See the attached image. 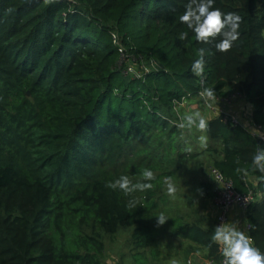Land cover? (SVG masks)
<instances>
[{"label":"trees","instance_id":"trees-1","mask_svg":"<svg viewBox=\"0 0 264 264\" xmlns=\"http://www.w3.org/2000/svg\"><path fill=\"white\" fill-rule=\"evenodd\" d=\"M187 3L0 0V264H103L105 239L120 227H133L140 264H158L154 197L186 156L182 129L169 122L173 100L205 89L239 91L264 126V0H216L214 7L243 18L227 52L192 33L178 39L188 31L179 20ZM113 32L159 69L145 80L123 74ZM200 47L208 49L203 77L191 72ZM208 121L211 166L240 192L264 189V173L250 163L264 141L222 115ZM128 156L141 171L158 172L151 189L126 196L108 186ZM246 221L264 251V199L251 203ZM175 223L177 236L220 260L212 225Z\"/></svg>","mask_w":264,"mask_h":264},{"label":"clouds","instance_id":"clouds-1","mask_svg":"<svg viewBox=\"0 0 264 264\" xmlns=\"http://www.w3.org/2000/svg\"><path fill=\"white\" fill-rule=\"evenodd\" d=\"M215 3L216 0H188L183 14L179 16L180 22L186 25L188 31L181 32L178 39L187 40L189 33H192L197 43L213 45L218 52H227L232 49L241 36L240 26L243 18L236 12H224L214 7ZM197 51L198 58L192 63L191 72L197 77H203L208 49L200 47ZM201 95L206 100L215 99L213 89H205ZM178 127L203 132L208 129L209 121L200 111L193 108L190 114L182 117ZM261 137L264 138V136ZM201 140L203 141L204 138L201 137ZM203 146L206 147V143ZM250 163L254 171L264 173V147L257 148ZM154 180H156V174L150 168H145L141 181L133 182L128 175H122L110 182L108 186L113 190H120L126 196H131L133 193L151 189ZM164 183L168 195L175 196L177 186L172 178L166 177ZM197 191L203 194L202 190ZM136 205L135 198L129 201L130 208H135ZM155 218L157 227L163 226L169 220L163 212ZM211 241L222 254L223 264H264V251L254 246L252 238L239 229L235 222H222L217 225Z\"/></svg>","mask_w":264,"mask_h":264},{"label":"rangeland","instance_id":"rangeland-1","mask_svg":"<svg viewBox=\"0 0 264 264\" xmlns=\"http://www.w3.org/2000/svg\"><path fill=\"white\" fill-rule=\"evenodd\" d=\"M192 102L189 101V104H184L179 109V112L182 116L183 110L185 114H190L193 108L200 111L205 117L210 116L211 112L215 116H218L220 113L219 110L223 109L225 114H233L229 111L228 105L215 99L206 100L204 97L199 96L192 97ZM232 104V101L229 103ZM227 107V108H226ZM235 115V114H233ZM237 116V115H236ZM201 137L204 140H201ZM178 139L183 143L182 152L186 153L184 161L180 163L178 168L171 176L172 180L177 186V192L175 196H169L167 193V187L164 183L166 177L162 180V185L157 189L154 199L156 200L157 207L154 211L155 216H158L161 212L167 215L171 219H176L181 217L185 221H195L200 220L201 224L204 225H213L214 224V215L211 206L212 198V163L211 152L207 151V146L209 143L206 137L205 132H201L196 129H182L179 133ZM123 165L118 169L120 176L128 175L132 181L137 180L138 177H142L143 171L140 170L138 162L134 157L128 156L122 159ZM157 174L158 172H154ZM202 190V195L197 190ZM242 219L237 223L239 229L245 232V220ZM127 227H120L117 232L108 236L105 239L106 244V264H122L119 260L116 263L117 257L122 260L123 253L126 252V249L123 250V246L127 244ZM176 242L178 249L183 247V241ZM163 244V243H162ZM198 256L204 258V252L198 249L197 246L194 247ZM167 250L164 251L163 257L160 259V264H169L167 260ZM175 256L179 259V264H182V258L184 257L183 253L175 252ZM193 262L196 259H192Z\"/></svg>","mask_w":264,"mask_h":264},{"label":"built area","instance_id":"built-area-1","mask_svg":"<svg viewBox=\"0 0 264 264\" xmlns=\"http://www.w3.org/2000/svg\"><path fill=\"white\" fill-rule=\"evenodd\" d=\"M112 42L117 47L118 50V63L117 68L122 71L123 74L131 76L133 78H138L145 80L146 74L152 70H158L159 66L157 62L149 57H144V55L130 53L127 48L124 46L122 41V36L118 33L113 32L111 34ZM203 91H198L194 97L202 96ZM193 95L187 94L182 96L180 100H173V110L176 114V119H169V122L178 127V124L181 122L183 116H185V111L183 110L182 116L179 112V109L184 106V104H189V101L192 100ZM203 97V96H202ZM216 99L225 105H230L229 103L235 100L243 99L246 100V96L239 91L228 93L224 96H215ZM210 101V100H209ZM227 108V107H226ZM218 115H222L223 120L230 122L235 126L244 127L253 137L264 141V126L255 123L254 121L248 125L243 122L238 116L233 114H225L223 109L219 110ZM259 129L260 131H258ZM259 135V136H258ZM212 192L213 196L211 198V206L214 215V224L215 228L222 222L231 221V213L233 210H236L239 213V216L245 220V232L249 235V224L246 221V212L248 207L252 202L257 200L264 199V189H259L256 186L251 188L247 186L245 192H240L236 189L233 181L226 177L219 169L212 167ZM224 258L221 254L220 260L215 264H223ZM212 264H214L212 262Z\"/></svg>","mask_w":264,"mask_h":264},{"label":"crops","instance_id":"crops-1","mask_svg":"<svg viewBox=\"0 0 264 264\" xmlns=\"http://www.w3.org/2000/svg\"><path fill=\"white\" fill-rule=\"evenodd\" d=\"M228 109L231 113L237 115L243 122L247 123L250 125L254 120L252 118L253 116V110L254 106L249 100H235L232 102L231 105L228 106ZM210 116L206 117L208 120L214 117V114L211 112ZM255 122V121H254ZM252 183H256L255 178L250 177L249 178ZM242 218L239 216V213L236 210H233L231 213V221L230 222H235L236 225L237 223L241 220ZM244 219V218H243ZM156 221V218H155ZM213 227V225H212ZM175 229H176V223L175 219L169 218V220L163 225L159 226L158 230H156L157 235L155 238V249L160 252V255L158 259L156 260V263L160 264V259L163 257L164 251L167 250V260L169 261V264H179V259L175 256V252L177 251L178 253H183L184 257L182 258V264H195L192 259L197 260V264H212V261H210L208 258L205 257V252H204V258H201L198 256L196 250L194 249L195 244L192 243L191 241L184 239L180 236H177L175 234ZM133 231V227H127V244L126 246H123V250L126 249V252L123 253L122 260L118 259L122 264H140V258L136 256L137 250L134 247L133 241L131 239V234ZM246 233V232H245ZM175 241L182 242L183 241V247L181 249L177 248V244ZM163 243V244H162ZM153 249V251H155ZM146 254L148 255L150 253L149 248L145 249ZM140 252H143L142 250ZM107 253L105 250L104 258H103V264H106V257Z\"/></svg>","mask_w":264,"mask_h":264},{"label":"water","instance_id":"water-1","mask_svg":"<svg viewBox=\"0 0 264 264\" xmlns=\"http://www.w3.org/2000/svg\"><path fill=\"white\" fill-rule=\"evenodd\" d=\"M28 93V92H27ZM29 94V93H28Z\"/></svg>","mask_w":264,"mask_h":264}]
</instances>
